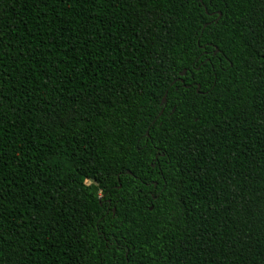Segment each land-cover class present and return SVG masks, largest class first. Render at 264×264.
I'll list each match as a JSON object with an SVG mask.
<instances>
[{"label":"trees","instance_id":"obj_1","mask_svg":"<svg viewBox=\"0 0 264 264\" xmlns=\"http://www.w3.org/2000/svg\"><path fill=\"white\" fill-rule=\"evenodd\" d=\"M0 264H264V0H0Z\"/></svg>","mask_w":264,"mask_h":264},{"label":"rangeland","instance_id":"obj_2","mask_svg":"<svg viewBox=\"0 0 264 264\" xmlns=\"http://www.w3.org/2000/svg\"><path fill=\"white\" fill-rule=\"evenodd\" d=\"M87 185L92 187L94 190L96 189V186L93 183H91V182H87ZM98 197L101 198V194L100 193H98Z\"/></svg>","mask_w":264,"mask_h":264},{"label":"water","instance_id":"obj_3","mask_svg":"<svg viewBox=\"0 0 264 264\" xmlns=\"http://www.w3.org/2000/svg\"><path fill=\"white\" fill-rule=\"evenodd\" d=\"M184 75H185V72L181 73V74H180V77H183ZM165 97H166V95L164 96V99H163V101H162V104H163V105H165V103H166V102H165ZM161 114H162V111H161L160 115H161ZM160 115H159V116H160Z\"/></svg>","mask_w":264,"mask_h":264},{"label":"snow or ice","instance_id":"obj_4","mask_svg":"<svg viewBox=\"0 0 264 264\" xmlns=\"http://www.w3.org/2000/svg\"><path fill=\"white\" fill-rule=\"evenodd\" d=\"M101 197H103V194H101Z\"/></svg>","mask_w":264,"mask_h":264}]
</instances>
